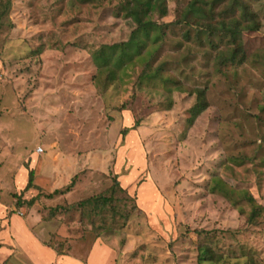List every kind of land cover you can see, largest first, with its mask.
Listing matches in <instances>:
<instances>
[{
    "label": "rangeland",
    "instance_id": "1",
    "mask_svg": "<svg viewBox=\"0 0 264 264\" xmlns=\"http://www.w3.org/2000/svg\"><path fill=\"white\" fill-rule=\"evenodd\" d=\"M88 1L0 0V211L20 218L0 264L45 263L10 232L32 212L46 264L97 240L124 264H264V0H165L148 34ZM39 170L74 183L53 197Z\"/></svg>",
    "mask_w": 264,
    "mask_h": 264
},
{
    "label": "crops",
    "instance_id": "2",
    "mask_svg": "<svg viewBox=\"0 0 264 264\" xmlns=\"http://www.w3.org/2000/svg\"><path fill=\"white\" fill-rule=\"evenodd\" d=\"M33 159L35 163H37V165H40L38 162V158L35 155H33ZM59 164L60 162H58L57 165L60 166ZM54 174H55V171L53 170L52 172H42V170H39V172H37V178H38L37 180L43 183L44 187H46L47 190L49 191L47 194L48 195L50 194L53 197L58 196L60 191L63 190L64 186L68 185V182L70 180V179H66L64 184H61V182L59 181V178L54 177ZM69 193L70 191L66 194H69ZM54 208H56V205ZM4 211L7 213L5 208H3V212L0 211V218H3V222L13 223L15 222L16 218L20 219L18 215L16 214H12L11 216H8V213H7V217H4ZM39 218H40L39 215H36V213L34 214L32 212L31 215H29L27 218H24L23 220H21L22 222L21 224H23L24 228L19 233H13V231L15 232V225L13 226L14 223L12 224L10 228L11 229L10 232H11V235H13L14 245L19 246L20 249L27 250L29 254L34 256L36 259L38 256L36 255L37 253L39 252L44 253L45 255H41L40 259L45 261V263L43 262V264H46V261L48 259L53 260L54 255H55L54 248L50 245H47L43 241H40L38 239L39 236L38 237L36 235L34 236L31 230L28 228V226L24 224V222H38ZM3 236H6V235L3 233ZM6 237L9 238V236H6ZM100 242H101L100 240L91 242V245L88 247V249H86V251L83 252V256L81 257H76L74 255H71V256L68 255L67 257L68 259H64V258L60 259L61 261L60 264H124L123 260L121 261V263L119 262V260H116L117 254L115 253L113 254V252H111L107 246H105L101 242L103 244L102 245ZM31 249L32 251H30ZM51 253L53 255L52 257H51ZM63 256H67V255L64 254Z\"/></svg>",
    "mask_w": 264,
    "mask_h": 264
},
{
    "label": "trees",
    "instance_id": "3",
    "mask_svg": "<svg viewBox=\"0 0 264 264\" xmlns=\"http://www.w3.org/2000/svg\"><path fill=\"white\" fill-rule=\"evenodd\" d=\"M76 1H80V2H89L88 0H76ZM123 14L125 15V17L130 18L134 24L136 25V29H140L142 30L145 34H148V30L150 28L153 27V29L159 31L160 33L163 32V29L165 28V26H167V24H158L155 22H151L149 19H145V17H147L148 15H150L152 12L154 11H158L162 16L166 15V8H165V0H125V2H123L122 8H121ZM192 15L196 14V12L191 13ZM174 23H178V21H175ZM242 24L240 23L239 20H231V23H226V22H220L219 27L217 28V32H223L225 34L226 37H231L233 38V41L238 40L239 37V33L241 31V26ZM255 26L249 25V24H245L244 26V30H254ZM208 30H211V28H209ZM215 30H211V32L216 33ZM135 32V28L132 30V36ZM157 37V36H156ZM135 41L133 40V38L131 37L126 44L130 45L133 44ZM228 61L230 62H236L233 60H237L238 62H242L245 58L243 57H239L238 56V50L235 49L233 51V57L227 58ZM200 112H198L197 114H199ZM32 171L29 172V184L30 182L32 183ZM73 181H71L70 184H68L66 186V188L64 189L65 191H68L70 189V187L73 185ZM56 192V191H55ZM86 203V201H82L79 204L80 205H84ZM253 214H257V211H253Z\"/></svg>",
    "mask_w": 264,
    "mask_h": 264
},
{
    "label": "built area",
    "instance_id": "4",
    "mask_svg": "<svg viewBox=\"0 0 264 264\" xmlns=\"http://www.w3.org/2000/svg\"><path fill=\"white\" fill-rule=\"evenodd\" d=\"M38 151H41V148L40 147L38 148Z\"/></svg>",
    "mask_w": 264,
    "mask_h": 264
}]
</instances>
